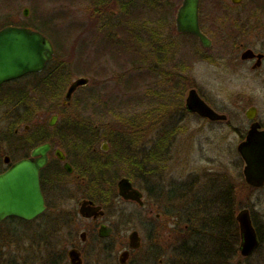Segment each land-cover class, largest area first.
I'll return each instance as SVG.
<instances>
[{
  "label": "rangeland",
  "instance_id": "1",
  "mask_svg": "<svg viewBox=\"0 0 264 264\" xmlns=\"http://www.w3.org/2000/svg\"><path fill=\"white\" fill-rule=\"evenodd\" d=\"M24 7L29 8L30 19L24 18ZM110 7H106V0H0V23L37 22L44 24L47 32L51 30L54 36L50 37L55 48L52 61L55 72L43 74L51 77L52 82L47 80L49 85L43 84L41 91L28 90L24 104L20 103V97H13L10 105L18 107L16 112H26L29 117L25 121L34 126L46 123L55 112L62 113L58 118L94 125L100 135L94 145L96 149L101 144V136H111V133L137 136L131 151L136 149L140 158L143 152H150L149 147L153 145L158 150L154 164L157 170L147 177L157 204L149 214L130 201L108 203L106 222L113 226V232L106 237V258L104 241L92 236V223L78 214L70 225L72 233L60 239L47 238L45 248L40 246V239L34 233L38 219L27 224L25 230H22L24 224L17 221L12 222L15 229L8 228L9 222L3 220L0 222V264H68L64 255L70 243L83 246L87 251L85 264H119V254L127 246L132 229L141 236L144 257L140 262L135 252L136 259L126 264H264V239L248 258H243L236 248L240 238L231 237V232L222 237L220 234L225 204L234 218L240 209L248 208L264 234V186L253 188L245 182L236 153V134L225 124L200 122L178 109L173 118L175 123L180 122L171 128L175 130L171 142L161 140L167 126L141 127V120L155 118L156 106L160 118H165L169 106L176 109L185 94L175 93L167 100L166 94L155 90L151 61L138 56L134 18L122 16L117 7H114L117 12L108 15L106 11ZM49 24H60L62 29L54 32ZM200 74L210 80L213 88L219 86L205 65ZM81 76L87 77L88 82L78 87L71 104L62 110L68 85ZM17 84L14 82L12 86ZM245 93L244 100L240 99V119L247 106L248 93ZM224 95L217 94L218 99L224 100ZM9 112L7 103L0 105V168L3 156L11 153L9 140L18 141L27 136L21 124L11 138ZM46 134L60 133L58 129H46ZM146 164L150 167L152 163ZM119 171V175L127 173L128 166L121 165ZM66 179L73 184L67 186L68 193L62 197V210L72 215L71 211H77V201L86 183L75 181L74 176ZM135 179L138 184L139 178ZM174 185L179 189V201L169 194ZM225 195L230 202L223 198ZM50 209L46 210L43 220ZM83 229L88 231L85 241L79 237ZM201 230L202 239L196 236ZM195 240L198 242L194 243ZM183 247L187 250L183 251ZM201 247L206 248L203 255L192 252L193 248ZM216 251H221L217 260Z\"/></svg>",
  "mask_w": 264,
  "mask_h": 264
},
{
  "label": "flooded vegetation",
  "instance_id": "2",
  "mask_svg": "<svg viewBox=\"0 0 264 264\" xmlns=\"http://www.w3.org/2000/svg\"><path fill=\"white\" fill-rule=\"evenodd\" d=\"M184 1L106 0V7H110L111 5L109 4L114 5L106 11L108 15L117 12L114 8L117 7L118 12L122 16L134 18L135 43L140 49L138 56L151 61L152 73L156 79L155 90L166 94L167 100L172 98L175 93L185 94L184 101L182 102L181 100L176 109L169 106L167 110L168 114L164 115L165 118H160L159 108L156 106L154 108L156 115L153 116L155 118L141 120V127H146V125L153 128L167 126L161 140L171 142L175 134V130L171 128L176 126L177 121L180 122V120H177L175 123V119L173 118L175 111L178 109L177 111H182L184 114L187 113L200 122L227 125L236 134L238 146L240 142L245 140L252 125L257 127L259 131L264 130V0H195L194 11L193 2L191 1L188 12L182 16L181 8ZM25 8L28 7L23 8L22 14L24 18L30 19V16H28L29 8L27 13H25ZM43 25L37 22L24 21L0 23V30L5 27H17L37 31L51 42L53 48L52 56L45 63L42 70L25 72L18 77L0 83V105L7 103L10 106L7 119L11 138L16 135L18 127L21 124L24 125V130L27 133L24 139L18 141L9 140L11 153H6L3 156V167L0 168V173L20 159L35 158L31 155L34 148L43 144L49 145L46 152L47 161L39 170V183L44 199V210L32 219L8 216L0 220V222L7 220L9 222L8 228L15 229L12 222L17 221L24 224L22 230H25L28 227L27 224L38 219V229L34 233L40 239V246L42 245L45 248L48 237L60 239L63 235L66 236V234L72 233L70 225L78 214L84 221L92 223L91 231L94 232L92 236L104 241L103 247L106 258V237L110 236L113 232V226L106 222V216L109 214V207H106V152L110 150L109 141L106 138H102L100 146L96 149L94 145L99 141V137L88 138L87 146L85 145L84 149L85 154L81 155L80 151L82 150L80 148L83 146L85 137L82 136L80 138V136L71 133L72 126L78 120L58 118L62 113L55 112L46 123L41 122L34 126L27 124L25 121L29 117L26 112H16L15 109L18 107L10 105V103H13V97H20L21 104L26 102V99L25 102L23 101L24 94L31 88L35 91L33 86L40 85V78L45 76L43 75L44 69L49 67V63L53 61L55 48L53 39L50 37L53 36V33L51 30L47 32ZM49 27L54 32L62 29L60 24H49ZM203 65L210 69L214 81L217 79L219 86L216 85L213 88L209 83L210 80H207L203 74H200ZM14 82H18L17 86H12ZM39 88V91H41L42 88ZM190 90H194L199 98L212 108L214 112L225 115V118L211 119L201 115L197 111L190 110L186 106V97ZM226 92H229V94ZM245 92L248 93V98L246 99L247 106L243 110L241 120L239 118L240 106L242 105L240 104V99L244 100ZM220 93L221 97L225 94L224 100L218 99L217 94ZM255 94L259 95V98ZM72 95L69 99H65L64 97L60 107L62 110L71 104ZM20 103L16 104L20 105ZM52 118H54V122L51 125ZM56 128L59 130V135L50 136L46 134V129L57 130ZM56 138H59V141ZM156 140H158V136H156ZM237 146L236 153L241 160L242 169L244 162L237 150ZM153 148V145L149 147L150 153ZM56 151H59L63 155V158H60L56 154ZM91 155L100 157L103 160L105 177L102 195L92 194V189L87 179L93 158ZM152 155H155V153ZM152 155L151 158L154 157ZM5 157L8 158L7 162H5ZM151 158L150 160H141L142 166L137 176L138 180H140L138 184L135 183L137 179H133L126 172L124 174L121 173L122 175L117 178L115 183L116 197L112 200L130 201L139 208L146 209L149 214L152 213L153 206L157 204V198L151 193L149 187L152 184H149L147 176L155 173L157 168L154 165L155 160ZM146 162L152 163L151 166L148 167ZM65 163L70 165V171L64 168ZM71 176L75 177V181H84L86 183L85 187L81 189V198L77 201V211H71L72 215L63 213L65 211L62 210V197L68 193L69 188L67 186L73 184L69 183L70 181L66 177ZM122 177L128 178L132 187L140 192V201L124 199L118 195L117 181ZM262 186H264V183L260 187ZM251 187L259 188L255 186ZM169 192L172 199L179 201L181 196L177 194L179 193L177 186H172ZM82 201H87L86 205L88 206H100L102 213H98L96 216L91 215L90 217L82 216L79 212ZM48 207L51 209L47 213L45 220H43L42 217L46 214ZM101 225H104L105 231L106 225L112 228L108 236L99 235ZM82 232L84 233V238L81 236ZM87 233V230H81L79 233L81 241H85ZM138 236L139 246L137 248H130L127 241V246L122 250L127 251L126 261L121 263L118 257L119 264H126L136 258L140 262L143 260V241L139 232ZM196 236L202 239L204 233H199ZM257 238L259 246L264 239V234L258 232ZM197 242L198 240L194 241V243ZM257 247L249 255H242L239 251V246L236 248L241 257L248 258ZM69 249H76L81 259V264H85L87 251L83 249V246L70 243L69 248L66 250V255H64V258H66L64 260L68 259V264H70L67 253ZM204 249L206 248H193L192 252L203 255L205 253ZM182 250L186 251L187 247H183ZM135 252L137 253L136 258L133 256ZM220 252H214L216 260L217 256L221 254ZM207 256L210 258V253Z\"/></svg>",
  "mask_w": 264,
  "mask_h": 264
},
{
  "label": "water",
  "instance_id": "3",
  "mask_svg": "<svg viewBox=\"0 0 264 264\" xmlns=\"http://www.w3.org/2000/svg\"><path fill=\"white\" fill-rule=\"evenodd\" d=\"M195 0H185L181 8V15L188 12L189 3ZM28 8H25L27 13ZM53 48L51 42L41 33L30 29L17 27H5L0 30V83L18 77L25 72L40 71L51 58ZM87 77H77L68 85L64 97L69 99L73 92L80 86L86 85ZM186 106L197 111L201 115L211 119H224L225 115L213 111L194 90H190L186 97ZM50 124L54 122L51 119ZM48 144L34 148L31 155L35 158H23L11 164L0 173V220L8 216H17L23 219H32L41 213L44 199L40 189L39 170L47 161ZM105 149V147H103ZM107 149V147H106ZM237 150L244 162L242 174L245 182L251 186L260 187L264 183V130H258L253 126L249 129L244 141L240 142ZM56 154L63 158L59 151ZM5 157V162H7ZM64 168L70 171V165L64 164ZM117 191L124 199L140 201V192L132 187L128 178L122 177L117 181ZM87 201L80 203L79 212L84 217L102 213L100 206L86 205ZM238 223L240 243L239 251L242 255H249L257 246L258 238L252 223L248 208L240 209L235 215ZM112 228L104 225L99 228V235L108 236ZM84 238V233H81ZM130 248L139 246L137 230L128 234ZM70 264H81V259L76 249L68 250ZM127 251L119 255V262L126 261Z\"/></svg>",
  "mask_w": 264,
  "mask_h": 264
},
{
  "label": "trees",
  "instance_id": "4",
  "mask_svg": "<svg viewBox=\"0 0 264 264\" xmlns=\"http://www.w3.org/2000/svg\"><path fill=\"white\" fill-rule=\"evenodd\" d=\"M51 65V67H50ZM53 73L54 74V67H53V63L50 62L49 63V67L44 69L43 74L45 73ZM57 73V71H56ZM52 74V75H53ZM61 72H59V76H60ZM52 82L51 77L49 76H42L40 78L41 83L40 85H34L33 88H35V90H40L39 87H42V85H46L48 84L49 80ZM57 83V82H56ZM49 85V84H48ZM48 88V87H47ZM43 90V89H42ZM127 127V126H126ZM128 131V129H126ZM136 131V130H133ZM72 134L78 135L80 136V138H82V136L85 137L84 139V143L83 146L80 148L82 151H80L81 155L85 154L84 149H85V145L87 146V139L88 138H98L100 137V135L98 134V130L94 125L89 124L86 121H77L73 126H72ZM124 133V132H123ZM101 138H106V140L109 141L110 143V152H106V197H109L106 199V207L108 206V203L112 201V199L114 197H116V188H115V182L116 179L119 178V167L121 165H127L128 166V172L127 174L130 175L133 179L136 178V176H138V174L140 173V167L142 166L141 164V160H150L151 155L153 153H155L153 160H155L156 155L158 153V150L153 148L152 152H148L147 154L144 153L142 155V158L139 157L138 153L135 151H131L132 150V144H135V141L133 139H135L136 141L138 140L137 136H132V134L130 136L127 135H122V133H117V135L111 133V136H108L106 134H104V136H101ZM90 144V143H89ZM92 158V163L90 166V172L87 175V179L89 182V185L92 189V194H96V195H102L103 194V184H104V164H103V160L100 159V157H96L94 155ZM144 166V165H143ZM224 199H227V201L230 202L229 198H227V196L225 195L223 197ZM231 204V203H230ZM223 214L221 216L222 219V223H221V237L231 232V237H236L237 240L239 239V233H238V225L237 222L234 218V214H232L231 212H229V208L228 205L225 204L224 205V209H223ZM228 210V211H226ZM230 218V219H229ZM218 220V217L216 218ZM220 220V218H219ZM252 220L253 223L255 225L256 231L257 233H261L262 231L259 228V226L256 225L255 220L252 216ZM232 226L234 228V231L232 232ZM230 228V230H229ZM203 230V229H202ZM198 232L199 233H204L203 231ZM48 238H53V237H48Z\"/></svg>",
  "mask_w": 264,
  "mask_h": 264
}]
</instances>
